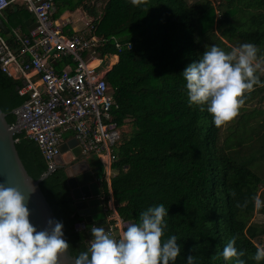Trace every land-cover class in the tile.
Returning <instances> with one entry per match:
<instances>
[{
    "label": "trees",
    "instance_id": "1",
    "mask_svg": "<svg viewBox=\"0 0 264 264\" xmlns=\"http://www.w3.org/2000/svg\"><path fill=\"white\" fill-rule=\"evenodd\" d=\"M55 3L54 18L80 9L91 18L90 34L97 39L95 49L100 56L119 55L106 75L115 99L112 120L120 126L132 123V130L123 132L112 164L111 188L119 216L135 223L140 211L163 204L168 209L163 238L175 235L180 246L175 264H184L189 254L196 257V264H233L219 255L232 237H236L237 250H244L241 259L245 264H264V260L252 259L258 246L254 239L264 233V226L253 218L256 212L264 213V207L257 210L251 201L253 195L260 196L264 180L238 161H246L251 152L256 158L264 156V117H259L264 108L245 109L255 99L264 100V87H254L247 94L238 112L246 111L239 118L237 112L230 121L215 126L206 106L204 110L189 106L180 75L213 44L227 52L234 45L250 42L258 47V55L264 54V0H220L222 16L217 14L214 0H142L137 5L129 0ZM22 20L14 25L24 26ZM260 79L264 80L262 73ZM23 84L0 66V107L10 124L15 122L13 110L27 99L18 92ZM252 119H256L253 125ZM230 127L246 129L245 142L253 140L254 144L235 142L246 146L240 156L225 136ZM70 133L67 139L74 136ZM14 137L28 172L39 179L47 165L37 142L23 132ZM104 179L107 200L109 184ZM40 187L63 224L72 255L85 250L88 228H76L83 220L73 209L65 168L60 166L47 175ZM245 199L247 206L238 207Z\"/></svg>",
    "mask_w": 264,
    "mask_h": 264
},
{
    "label": "built area",
    "instance_id": "2",
    "mask_svg": "<svg viewBox=\"0 0 264 264\" xmlns=\"http://www.w3.org/2000/svg\"><path fill=\"white\" fill-rule=\"evenodd\" d=\"M14 1H20L34 14L36 27L26 33L12 29V40L18 44L17 48L0 27V66L10 77L23 81L18 92L27 95V99L13 110L15 122L11 127L27 121L16 128L15 133L23 132L37 142L47 165L43 175L60 167L57 156L67 130L77 139L82 156L98 158L109 184L107 200L105 194L102 195L108 215V232L118 238L128 223L115 208L111 178L115 174L112 170L117 159L115 149L125 130L111 118L115 99L106 75L119 55L100 56L95 49L97 39L90 35L91 27L81 33L67 31L68 23L54 18L55 0H0V14ZM85 24L89 26V22ZM85 56L91 60L87 62ZM104 58H111L109 65L98 72L96 68L106 61ZM64 60L65 66L58 71L55 63ZM85 226L80 222L76 228L81 230ZM91 238L87 236L88 244Z\"/></svg>",
    "mask_w": 264,
    "mask_h": 264
},
{
    "label": "clouds",
    "instance_id": "3",
    "mask_svg": "<svg viewBox=\"0 0 264 264\" xmlns=\"http://www.w3.org/2000/svg\"><path fill=\"white\" fill-rule=\"evenodd\" d=\"M137 5L142 0H129ZM258 47L244 42L229 51L215 44L205 47L197 60L187 64L183 77L189 106H201L212 117L215 126L236 116L248 93L254 87H264L260 74L264 73V54ZM32 187V191H33ZM234 195V193H232ZM28 196L15 187L0 182V264H58V256L67 252L63 224L49 219L37 230L29 220ZM259 210L264 200L251 197ZM248 200L238 203L246 207ZM168 209L163 204L150 205L139 212L138 222L128 223L122 234L114 238L105 227L90 226L92 238L85 250L72 258V264H175L180 246L175 235L163 238L167 228ZM236 237L230 238L219 255L224 261L245 264L244 250H237ZM252 259L264 260V246H257ZM184 264H196L194 255H187Z\"/></svg>",
    "mask_w": 264,
    "mask_h": 264
},
{
    "label": "water",
    "instance_id": "4",
    "mask_svg": "<svg viewBox=\"0 0 264 264\" xmlns=\"http://www.w3.org/2000/svg\"><path fill=\"white\" fill-rule=\"evenodd\" d=\"M30 22H34L30 29L36 27L33 18H30L27 24ZM0 26L7 31L4 24L1 23ZM22 124L12 128L7 121L6 113L0 107V182L5 186L15 187L28 196L29 220L39 230L46 226L47 220H59L40 187V182L47 175H42L39 179L33 178L16 147L15 129ZM57 161L66 170L67 183L74 200L73 209L88 228V235L92 237L90 226L93 224L105 227L108 231L101 175L99 170L90 164L89 158L82 156V148L75 137L65 140L60 145ZM63 237L66 240L64 231ZM72 258L69 248L67 252L58 256V264H72Z\"/></svg>",
    "mask_w": 264,
    "mask_h": 264
},
{
    "label": "rangeland",
    "instance_id": "5",
    "mask_svg": "<svg viewBox=\"0 0 264 264\" xmlns=\"http://www.w3.org/2000/svg\"><path fill=\"white\" fill-rule=\"evenodd\" d=\"M191 1H193V0H191ZM219 1L220 0H214V3L216 4V12H217V14L220 16H222V12H223V9L224 8H221L220 6H219ZM81 13V12H80ZM80 15V14H79ZM78 15V16H79ZM77 16V17H78ZM75 17V16H74ZM81 19H82V22H83V26H84V24H85V22H89V26L87 27V28H89V27H91V18L90 17H88L87 16V18H83V15H81ZM79 26H82L81 25V23L79 22V23H77ZM235 46H237V45H234L233 47H235ZM85 60L88 62V61H90L91 59H89L88 58V56H85ZM104 60H106L104 63H102L101 65H99L97 68H96V70L98 71V72H101L102 70H104L105 68H107L108 67V65H109V62H110V60H111V58H109V59H106V58H104ZM263 75H264V73H262ZM263 107H264V100H261V99H255V100H253L251 103H249V104H247L246 105V108L245 109H247L248 111H250V110H252V109H255V108H261V109H263ZM246 110H243V109H241L239 112H238V114H237V116H236V118H239L240 116L239 115H241L242 113H244ZM263 117H264V114L262 115ZM236 121V120H235ZM234 121V122H235ZM255 121H256V119H252L251 120V124L253 125L254 123H255ZM233 123V122H232ZM132 123L130 122V123H128L127 125H126V127H125V132L126 133H129L131 130H132V125H131ZM240 130V131H239ZM246 129H244V128H239V127H237V128H233V127H230V129L227 131L228 132V134H225V136L227 137V139H229L230 141H233V142H230V145L231 146H233V150L235 151L236 149H237V151H235V152H237V154H238V156H240V154H239V152L241 153V154H243V153H245L246 151V146H244L243 148L242 147H239V146H237V144L235 143L236 141L237 142H239V143H243V142H245V138H247V135H246V133H243V131H245ZM71 133H70V131L69 130H67V131H65L64 132V138L65 139H67L68 138V136L70 135ZM248 143H251V144H254L253 143V140L252 139H248V140H246V142H245V144H248ZM256 145H257V143H256ZM243 149V150H242ZM242 150V151H241ZM258 151H260V150H258ZM254 152H256L257 154H258V152H257V149H254ZM93 155H91L90 157H92ZM263 158V159H262ZM247 159V158H246ZM257 160H261L260 162H259V165H258V170H257V168H256V164L258 163L257 162ZM240 163H242V162H244V164H246L247 166H249V167H251L253 170H255V171H257V172H259V174L261 175V177L263 178V180H264V156H262V157H260V158H256L255 157V154L254 153H249L248 154V159L245 161H240V160H238ZM257 162V163H256ZM96 164H98V165H96V166H98L99 167V169H100V167H101V169L102 170H104V168H103V166H102V163L99 161V163L97 162ZM255 164V165H254ZM260 198L262 199V200H264V185H262L261 186V189H260ZM255 219L254 220H256L257 222H260V223H262L263 225H264V214L263 213H256L255 214V217H254ZM255 221V222H256ZM254 241L256 242V244L258 245V246H264V234L262 235H259L258 237H256L255 239H254Z\"/></svg>",
    "mask_w": 264,
    "mask_h": 264
},
{
    "label": "crops",
    "instance_id": "6",
    "mask_svg": "<svg viewBox=\"0 0 264 264\" xmlns=\"http://www.w3.org/2000/svg\"><path fill=\"white\" fill-rule=\"evenodd\" d=\"M11 11H14V15H10V12ZM81 12V13H80ZM80 14V15H79ZM79 15V16H78ZM81 15H83V18H87V15L84 13V11H82L81 9L80 10H76L75 12H66L64 13L63 15H61L58 20L60 23H68L67 26L65 27V29L71 33H81L82 31H85L86 29H88L86 27V24H84L83 26V22H82V19H81ZM75 16V17H74ZM78 16V17H77ZM23 19L24 20V26L22 25V23L20 24H17L16 26L14 25V21H16L17 19ZM30 18H33V20L35 21L36 23V20H35V16L34 14L27 8L25 7L20 1H14L11 6L9 8H7L3 13L0 14V24H4L6 27H7V31H5L7 33V36L8 38L11 40V43H12V46L14 48H17L18 47V44L16 42H14L12 39H13V36H12V29H15V28H18L21 32L23 33H26L29 31L30 29V26L33 25L34 22H30L27 24V21L30 19ZM22 20V21H23ZM81 23L82 26H79L77 23ZM86 23V22H85ZM13 24V25H12ZM1 27V26H0ZM2 28V27H1ZM3 29V28H2ZM4 31V29H3ZM91 35V34H90ZM119 59V57H118ZM65 61H57L55 64H56V68L58 71H61L63 69V67L65 66ZM118 62V60H116V62L114 63V65ZM113 65V67H114ZM112 67V68H113ZM40 87L43 88L44 85L43 83H39ZM264 108V107H263ZM263 114H261L259 117H263L262 116ZM128 124V123H127ZM125 124L123 127H124V130H125V127L126 125ZM74 136L72 137H69V139L73 138ZM69 139H66V140H69ZM89 160H90V164L93 166V167H96L98 170H99V173L101 175V183H102V186L104 184V172H100V169L98 166H94L93 164H96L97 162L99 163V160L96 156H92L90 157L89 156ZM98 165V164H96ZM104 194V193H103ZM256 213H259V212H256ZM255 213V214H256ZM264 214V213H263ZM255 217V216H254ZM255 218H253V221L255 222L256 220H254ZM257 222V221H256ZM257 223H260V222H257ZM262 224V223H260ZM263 225V224H262ZM99 226V225H98ZM264 226V225H263ZM118 231H116L117 233ZM264 234V233H263ZM262 234V235H263Z\"/></svg>",
    "mask_w": 264,
    "mask_h": 264
}]
</instances>
